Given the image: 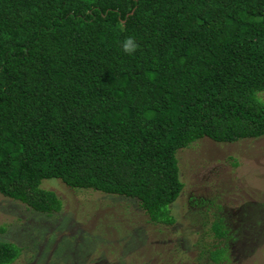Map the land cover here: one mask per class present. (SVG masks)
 <instances>
[{"label":"trees","instance_id":"1","mask_svg":"<svg viewBox=\"0 0 264 264\" xmlns=\"http://www.w3.org/2000/svg\"><path fill=\"white\" fill-rule=\"evenodd\" d=\"M261 92L264 0H0V195L49 216L62 204L40 183L58 179L173 225L177 151L263 138ZM197 201L213 264L264 219L250 202L231 228L220 203ZM20 252L0 241V264Z\"/></svg>","mask_w":264,"mask_h":264},{"label":"rangeland","instance_id":"2","mask_svg":"<svg viewBox=\"0 0 264 264\" xmlns=\"http://www.w3.org/2000/svg\"><path fill=\"white\" fill-rule=\"evenodd\" d=\"M258 97L264 101V92ZM176 158L183 190L170 207L173 225L150 222L135 201L48 179L40 188L55 193L60 212L40 215L0 195V241L21 248L13 264H213L210 212L198 214L208 206L197 200L220 203L229 226L240 227L249 203L264 202V137L230 144L202 138ZM256 220L250 228L242 223L245 232L231 243L226 264H264V219H249Z\"/></svg>","mask_w":264,"mask_h":264},{"label":"clouds","instance_id":"3","mask_svg":"<svg viewBox=\"0 0 264 264\" xmlns=\"http://www.w3.org/2000/svg\"><path fill=\"white\" fill-rule=\"evenodd\" d=\"M137 47H138L137 42L131 36L123 39L120 42V49L125 54H129L130 55V54L134 53L135 50L137 49Z\"/></svg>","mask_w":264,"mask_h":264}]
</instances>
